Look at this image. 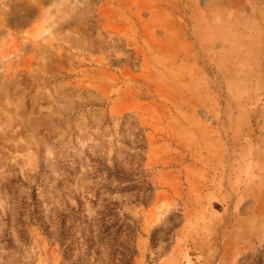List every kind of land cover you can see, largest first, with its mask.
<instances>
[{"label":"rangeland","instance_id":"rangeland-1","mask_svg":"<svg viewBox=\"0 0 264 264\" xmlns=\"http://www.w3.org/2000/svg\"><path fill=\"white\" fill-rule=\"evenodd\" d=\"M130 247L264 264V0H0V264Z\"/></svg>","mask_w":264,"mask_h":264},{"label":"trees","instance_id":"trees-1","mask_svg":"<svg viewBox=\"0 0 264 264\" xmlns=\"http://www.w3.org/2000/svg\"><path fill=\"white\" fill-rule=\"evenodd\" d=\"M134 187L135 186H130L126 189H133ZM67 221V217H62L60 219V225L57 231L58 235L55 239L58 247L61 249L63 262H69V256L67 254L71 252V248L75 239L72 235L70 237L68 234L69 230H72L73 224L70 223L69 225H65ZM122 250H124L125 253L129 254L126 256L123 253H119L117 254L118 259H115V254H112L111 256L113 257V259L111 260V264H131L132 258L135 254L134 248L130 247L129 250L127 248H122ZM89 253L90 250L82 252V260L77 264H97L95 260L92 263H87V257L89 256Z\"/></svg>","mask_w":264,"mask_h":264},{"label":"crops","instance_id":"crops-1","mask_svg":"<svg viewBox=\"0 0 264 264\" xmlns=\"http://www.w3.org/2000/svg\"><path fill=\"white\" fill-rule=\"evenodd\" d=\"M226 2H230L231 0H225Z\"/></svg>","mask_w":264,"mask_h":264}]
</instances>
